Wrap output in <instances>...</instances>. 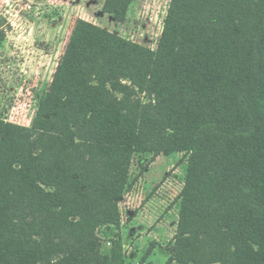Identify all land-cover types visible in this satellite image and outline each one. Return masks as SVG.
I'll list each match as a JSON object with an SVG mask.
<instances>
[{
    "label": "trees",
    "instance_id": "1",
    "mask_svg": "<svg viewBox=\"0 0 264 264\" xmlns=\"http://www.w3.org/2000/svg\"><path fill=\"white\" fill-rule=\"evenodd\" d=\"M126 1L107 9L122 17ZM5 40L0 21V54ZM124 79L98 140L100 86L74 134L0 116V264H124L97 231L120 226L133 156L170 152L188 155L172 259L264 264V0H169Z\"/></svg>",
    "mask_w": 264,
    "mask_h": 264
},
{
    "label": "rangeland",
    "instance_id": "2",
    "mask_svg": "<svg viewBox=\"0 0 264 264\" xmlns=\"http://www.w3.org/2000/svg\"><path fill=\"white\" fill-rule=\"evenodd\" d=\"M107 3L0 0L6 31L1 117L36 130L74 134L75 120L90 115L91 89L100 86L88 125V139L98 140L120 84H129L124 72L133 48L156 49L169 0H127L122 17ZM111 45H116L113 52ZM187 158L186 152L133 156L129 187L117 201L120 226L97 231L103 254L112 255L120 241L124 264H177L172 256Z\"/></svg>",
    "mask_w": 264,
    "mask_h": 264
}]
</instances>
